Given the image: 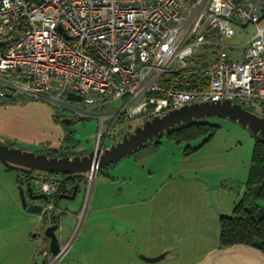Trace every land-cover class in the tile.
<instances>
[{
  "label": "built area",
  "instance_id": "built-area-1",
  "mask_svg": "<svg viewBox=\"0 0 264 264\" xmlns=\"http://www.w3.org/2000/svg\"><path fill=\"white\" fill-rule=\"evenodd\" d=\"M263 20L264 0H0V97H45L84 115L123 100L97 114V156L121 116L151 120L194 103L264 101ZM247 25L254 34L231 43L236 26ZM100 168L87 171V196ZM60 180L33 173L48 196L40 219L65 212L54 201ZM78 217L79 228L84 209ZM72 240L47 264L61 261Z\"/></svg>",
  "mask_w": 264,
  "mask_h": 264
},
{
  "label": "rangeland",
  "instance_id": "rangeland-1",
  "mask_svg": "<svg viewBox=\"0 0 264 264\" xmlns=\"http://www.w3.org/2000/svg\"><path fill=\"white\" fill-rule=\"evenodd\" d=\"M236 28L238 31L239 27ZM243 29L247 33L238 34L231 43L240 42L242 37L255 32L253 25ZM122 102L120 99L107 103L90 109L91 115H84L57 106L45 97L18 92L0 97V143L37 153L59 152L60 157L87 155L98 142L101 120L97 114L118 109ZM250 109L264 116L260 103ZM65 119L75 121L68 123ZM106 119L105 126H108L110 121ZM203 119L220 126L211 140L203 143L204 136L178 143L164 133L139 151L101 167L88 196L87 183H83L75 198L61 199L59 205L65 212L60 215L61 226L56 233L62 243L73 240L63 261L53 264H95L91 258L101 254L98 243L112 242L111 234L119 228L111 215L118 211L122 218L128 217L126 209L121 208L131 200L127 192L131 188H142L145 182L150 186L151 200L144 206L151 207L152 219L148 228L147 218L141 224H132L137 230L136 241L193 242V259L199 264H217L221 256L233 262L236 259L235 264L254 260L255 255L250 251L240 249L246 247L241 246L243 244L222 247L219 235L220 216L232 213L246 189L255 135L249 127L229 117L212 115ZM145 121L144 117L120 119L108 137L103 131L106 145L120 141ZM197 146L200 147L194 150ZM186 149L190 153H186ZM21 175L0 161V264H47L54 255L44 235L47 224L39 219L38 213H25L16 184L17 176ZM114 177H118L116 182L104 183L106 178ZM130 177H145V180L131 183ZM97 191L105 197L100 198V206L109 207L100 214L92 209ZM140 207L136 204L132 209L137 211ZM83 209L85 218L78 228V215ZM88 217L90 223L86 226ZM46 248L48 260L43 253ZM249 248L256 250L253 246ZM259 264H264L260 258Z\"/></svg>",
  "mask_w": 264,
  "mask_h": 264
},
{
  "label": "water",
  "instance_id": "water-1",
  "mask_svg": "<svg viewBox=\"0 0 264 264\" xmlns=\"http://www.w3.org/2000/svg\"><path fill=\"white\" fill-rule=\"evenodd\" d=\"M67 96L69 99H82V96L76 93H69ZM212 115L229 117L234 121H239L243 127H249L254 135H260L264 142V116L248 110L242 103L224 100L185 105L164 115L146 120L134 132L125 134L120 141L108 146L103 153L97 156L95 150L87 155L49 156L47 153H37L0 143V161L7 168L27 176L26 184L19 185L22 206L29 212L40 213L44 207L43 201L47 200L48 196L40 192L37 187L35 189L32 175L36 170H46L52 173H79L87 172L93 163H99L100 167L110 165L143 147L153 138L159 137L164 132H169L171 128L177 125ZM64 121L72 123L74 119H65ZM77 189L78 186L76 185L73 195L68 198H74ZM42 220L48 222L46 219ZM52 220L45 227L44 235L50 241V252L56 254L61 245L56 233L61 226V220L57 218V215H53ZM163 257H165V253L155 257L144 256V259L154 262Z\"/></svg>",
  "mask_w": 264,
  "mask_h": 264
},
{
  "label": "trees",
  "instance_id": "trees-1",
  "mask_svg": "<svg viewBox=\"0 0 264 264\" xmlns=\"http://www.w3.org/2000/svg\"><path fill=\"white\" fill-rule=\"evenodd\" d=\"M255 103H260L261 107L264 108V101H249L243 103V106L247 105L245 107L251 110L250 107ZM120 119H125V117L121 116ZM219 127V125L206 119H194L192 122L177 125L171 128L169 132L164 133L168 138L178 143L182 141L189 142L205 136L203 141L205 143L212 139ZM255 138L246 189L243 197L235 203L232 213L220 216L219 243L222 247L236 244L253 246L264 253V142L261 140L260 135H255ZM159 142L157 141V143ZM200 146L193 149H198ZM186 153H190V151ZM47 154L49 156L55 155L50 152H47ZM57 174L60 175L61 180L54 195V201L56 205L60 206L61 199H68L73 195L76 185L78 186L77 195L81 184L87 183V172ZM17 180L20 185L23 184V177L18 176ZM57 218H60L58 214Z\"/></svg>",
  "mask_w": 264,
  "mask_h": 264
},
{
  "label": "crops",
  "instance_id": "crops-1",
  "mask_svg": "<svg viewBox=\"0 0 264 264\" xmlns=\"http://www.w3.org/2000/svg\"><path fill=\"white\" fill-rule=\"evenodd\" d=\"M262 25H264V20L262 21ZM245 31L246 29L240 28L238 29V34H242ZM253 34L254 32L250 34V36L242 37L241 40L246 41ZM141 148L134 151L133 153L139 151ZM148 175L151 176L150 174ZM21 177H23V184L25 185L28 178L27 176H24V174H22ZM114 178L115 179L106 178L104 180V183L106 182L114 183L118 180V177H114ZM124 180H127L126 177H124ZM144 180H145V177H142L139 179H133V177H130L128 181L131 183H135V182H141ZM16 181H17L16 184L19 186L20 183L17 180V178H16ZM142 186H143L142 188L138 187V189L131 188V190L127 192V196L131 197V200L123 204L122 207L120 206L121 208L126 209L125 211L128 213V217L122 218L123 217L122 213L118 211L113 212V214L111 215L112 219L116 221L119 228L114 229L116 231L114 235L111 234L112 242H99L98 243L99 245L97 249L100 250L101 254L95 256L94 258H91V260L93 261L91 262L95 264H109V263L110 264H184V262L186 261L188 262L187 264H194L195 262H196L195 264H199V261H195V259H193V253H194L193 242H185V243H188L185 245L184 242H139V241H136L135 236H136L137 230H136V227L132 226V224L136 226L137 223L141 224L143 219L147 218L148 226L146 228H148L150 225L151 219H152L151 207L149 206L148 208H146L144 206L145 203L151 200L150 186L148 182H145ZM142 193L145 194V197ZM100 198L104 199L105 197L103 195L100 196V193L97 191V193L94 195V199L92 200V203L95 204L94 207L92 206V209L95 213H99V214L100 212H104L106 208H109V207L100 206ZM16 202L17 204H19L20 200ZM136 204H139L141 206L140 209L137 210L138 212L133 211L132 209V206ZM113 209L117 210L116 208H113ZM24 211L28 215L34 214L32 212L27 211L26 209H24ZM62 214L63 213L58 214L59 217ZM89 217L85 221L86 226L90 223ZM59 219L61 220V218ZM128 219L130 220V222H128L129 221ZM48 223L49 222H46V224ZM125 224H128V225H125ZM86 226L84 227V229L86 228ZM60 243L62 242L60 241ZM241 246H246V247H242L240 249L250 251L251 254L255 255L254 260H249L248 264H259V258L261 262H264V253L261 252L258 248L254 247V249L256 250H251L249 247H252V246H247V245H241ZM45 250L48 251L47 248ZM162 253H165V257L161 258L158 261L151 262V261H147L144 259V256L153 257V256H157ZM45 258L46 260H48L49 255H47ZM235 263H236V259L233 262L232 259L227 258V257L224 258L223 256H221L217 258V264H235ZM238 264H242V263L238 261Z\"/></svg>",
  "mask_w": 264,
  "mask_h": 264
},
{
  "label": "flooded vegetation",
  "instance_id": "flooded-vegetation-1",
  "mask_svg": "<svg viewBox=\"0 0 264 264\" xmlns=\"http://www.w3.org/2000/svg\"><path fill=\"white\" fill-rule=\"evenodd\" d=\"M55 155H57V156H60V155H59V153H58V154H55ZM43 204H44V203H43ZM53 215H57V214H56V213H54ZM53 215H52V216H53ZM52 221H53V220H52Z\"/></svg>",
  "mask_w": 264,
  "mask_h": 264
}]
</instances>
